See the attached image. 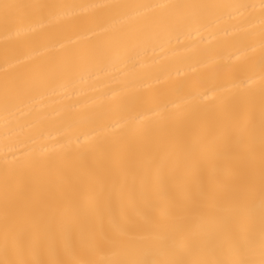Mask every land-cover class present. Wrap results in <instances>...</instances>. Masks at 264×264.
Segmentation results:
<instances>
[{
    "label": "bare ground",
    "instance_id": "6f19581e",
    "mask_svg": "<svg viewBox=\"0 0 264 264\" xmlns=\"http://www.w3.org/2000/svg\"><path fill=\"white\" fill-rule=\"evenodd\" d=\"M14 3L44 4L37 14L24 13L15 23L5 26L0 19V210H2L3 162L11 153L23 156L33 141L45 142L60 137L66 143L87 133L93 142L110 143L114 136H127L133 129H149L174 114L175 105L186 119L168 122L155 135L161 137L148 152H135L141 164L133 169L108 174L101 168V157L73 160L65 176H53L48 195L63 200L69 194L89 198L111 190V208L103 221L93 215L73 219L65 231L42 235L23 258L88 259L95 264H113L124 258L122 250L104 245L89 248L87 238L93 228L113 231L119 223L141 222L144 210L142 193L150 191L153 200L165 199V193L194 210L183 213L181 235L196 245L210 260L245 259L258 264L261 259L259 201L255 203L257 220L252 244L244 243L236 252L221 247L217 239L216 210L222 205L213 200L215 193L240 173L237 166L238 141L243 122L238 126L227 119L226 99L256 100L264 89V13L261 0H9ZM219 3L247 4L254 8L235 13L224 10L206 18L202 24L172 32L163 46L148 45L141 50L135 67L109 66L101 78L75 75L66 88L48 91L36 98L32 115L25 120L19 113L4 111L5 83L19 80L32 69L67 57L95 43L98 33L111 26L118 12L106 6L115 4ZM96 5L98 7H91ZM246 81V87L241 84ZM14 111V110H13ZM122 128L113 133L115 122ZM6 122L14 131L6 130ZM43 133V136L40 134ZM198 138L215 145L204 153ZM85 137L81 136V140ZM135 150V142L130 144ZM229 147L231 150H228ZM71 180V184L68 181ZM162 181V182H161ZM223 182V183H221ZM115 184V188L113 185ZM123 186V195H121ZM203 192V195H201ZM3 221L0 211V241ZM145 258H153L145 249ZM0 250V260L4 259Z\"/></svg>",
    "mask_w": 264,
    "mask_h": 264
},
{
    "label": "snow or ice",
    "instance_id": "6c2138e0",
    "mask_svg": "<svg viewBox=\"0 0 264 264\" xmlns=\"http://www.w3.org/2000/svg\"><path fill=\"white\" fill-rule=\"evenodd\" d=\"M48 7L59 6L0 0V19L8 26L17 22L24 13L37 14ZM106 7L129 11L115 14L111 26L103 28L97 34L100 38L89 47L36 67L17 83L9 85L6 82L3 94L5 113L12 116L19 113L27 120L32 115L38 96L50 90L66 88L75 75L87 74L100 79L101 73H105L109 66L124 64L128 67L131 62V66L135 67L141 50L146 52L150 44L162 47L172 32L200 25L206 18L217 16L224 10L238 13L255 5L175 3L115 4ZM260 7L264 13V0H261ZM241 84L246 87V81H241ZM222 103L229 108L227 119L237 126L243 122L244 128L237 147L240 173L227 186L211 194L212 199L222 205L216 210L218 243L236 252L245 250L242 247L244 243L250 248L257 220L255 193L258 189L261 244L258 264H264V89L259 97L258 121L253 96L248 95L242 100L226 99ZM186 118V114L180 112V105L176 104L174 114L167 121L149 129H133L125 137L114 136L110 143H93L88 134L82 132L75 136V144L71 139L62 143L64 137L45 142L33 141L25 155L18 156L12 152L11 160L5 155L0 210L3 221L0 250L5 258L0 260V264H95L88 259L23 258L42 235L51 234L54 230L65 231L70 220L90 214L102 222L105 209L111 208V190L107 195L101 189L89 198L72 193L63 200H56L46 194L53 188V176H65L71 171L73 160L87 157L93 160L103 158L101 168L108 174L136 168L141 161L136 159L135 152H148L161 139L155 134L168 122H180ZM9 123L6 122V130L14 131ZM121 128L120 122L116 121L112 131L115 133ZM40 135L43 136V133ZM81 136L85 139L81 140ZM132 142L136 145L134 151L129 147ZM197 142L201 144L202 152L215 151V145L203 138H198ZM68 183L71 184V180ZM120 191L123 195V186ZM142 196L144 210L141 222L119 223L113 220L112 232H106L103 227L93 228L87 238L88 247L99 249L110 245L122 250L124 258L113 264H255L245 259L225 261L205 258L180 231L182 214L194 210L195 205L185 206L183 201L167 193L166 198L160 200L151 199L148 190ZM145 249L150 250L153 258H145Z\"/></svg>",
    "mask_w": 264,
    "mask_h": 264
}]
</instances>
